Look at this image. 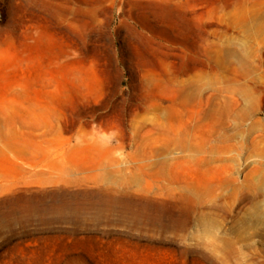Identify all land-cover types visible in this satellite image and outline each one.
<instances>
[{
  "label": "rangeland",
  "instance_id": "rangeland-1",
  "mask_svg": "<svg viewBox=\"0 0 264 264\" xmlns=\"http://www.w3.org/2000/svg\"><path fill=\"white\" fill-rule=\"evenodd\" d=\"M0 264H264V0H0Z\"/></svg>",
  "mask_w": 264,
  "mask_h": 264
},
{
  "label": "bare ground",
  "instance_id": "bare-ground-1",
  "mask_svg": "<svg viewBox=\"0 0 264 264\" xmlns=\"http://www.w3.org/2000/svg\"><path fill=\"white\" fill-rule=\"evenodd\" d=\"M244 91V92H243ZM242 92L244 93V95H246V94H248V92H247V90H243ZM218 115V114H217ZM220 117L222 118V119H225L226 117H228V114L225 112V111H223V112H220ZM247 115L248 114H245V113H242V114H240V118L243 120V119H245V118H247ZM253 129V128H252ZM228 140H229V137H228ZM211 160V159H210Z\"/></svg>",
  "mask_w": 264,
  "mask_h": 264
}]
</instances>
